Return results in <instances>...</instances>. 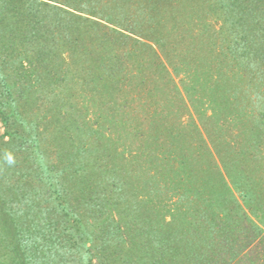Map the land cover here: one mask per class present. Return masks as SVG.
Wrapping results in <instances>:
<instances>
[{
    "label": "trees",
    "instance_id": "obj_1",
    "mask_svg": "<svg viewBox=\"0 0 264 264\" xmlns=\"http://www.w3.org/2000/svg\"><path fill=\"white\" fill-rule=\"evenodd\" d=\"M75 2L0 0V264H264V196H258L264 194V184L262 190L255 178L264 169V158L248 150L237 159L240 182L232 183L233 188L218 171L202 178L207 203L217 214L209 217L213 228L194 225L189 239L177 238L183 234L174 228L177 236L171 240L165 234L172 229L160 230L153 208L143 216L139 205L124 200L131 189L127 171L121 168L125 179L116 173L121 163L113 157L118 153L102 135L109 130L118 134L122 117L132 115L134 125L129 120L124 125L140 138L138 129L146 118L142 114L157 87L149 76L146 80L145 63L137 64L133 73L129 58L143 44L87 19ZM187 2L185 14L206 6L223 17L219 33L233 68L262 88L250 122L254 144H264V0ZM113 16H106V23L123 25ZM63 54L81 71L80 87L72 93L85 87L91 91L94 124L76 123L81 106L72 105V93L66 97L74 70L66 67ZM145 88L143 104L135 92ZM81 95L77 98L83 100ZM151 156L147 163L153 175H144L149 178L146 187L165 173ZM183 159L173 175L185 171L196 181L194 169L187 170L190 164ZM201 159L194 158L196 166ZM233 190L246 206L254 205L255 220L241 218L245 214L232 213V208L227 211L230 205L240 208ZM152 223L160 228L157 235L149 228Z\"/></svg>",
    "mask_w": 264,
    "mask_h": 264
},
{
    "label": "rangeland",
    "instance_id": "obj_2",
    "mask_svg": "<svg viewBox=\"0 0 264 264\" xmlns=\"http://www.w3.org/2000/svg\"><path fill=\"white\" fill-rule=\"evenodd\" d=\"M187 1L151 0L147 3V0L144 2L76 0L75 2L76 6L82 9L77 11H81L82 14L85 12L83 16L87 19L108 28L118 29L139 45L143 44L139 46L140 49L134 51L135 55L129 58L134 68L133 73L137 64L145 63L147 72L144 71L146 73L144 76L146 80L150 78L153 84L156 83L157 89L154 97L148 99L151 106L148 105L147 111L142 114L146 117L143 122L141 121L142 128L138 129L142 136L135 139L131 136L129 125L126 124L128 129L124 125L126 120H129L130 125H134L133 116L130 115L127 118L122 117L118 134L110 130L104 131L102 139L118 153V156L114 154L113 158L120 160L122 165H119L120 169L118 168L116 173L125 179V173H122L121 168L127 171L125 180H129L131 189L124 200L127 199L129 205L134 203L139 205L143 210V216L147 214V209L153 208L157 212V220L162 227L160 229L154 223L150 224L149 228L154 235H157L155 231L158 228L165 231L164 228L169 227L172 231L166 230V234L164 232L163 234L166 237L177 236L173 229L180 228L177 233L183 235L177 237L179 239H189L190 228L194 225L199 230L204 227L213 228L209 217H214L217 212L213 206L209 207L207 203L209 193H204L206 191L201 185L202 178H205L207 173L218 171L225 185L233 188L232 183L240 182L238 174L240 172L235 171V168H237L236 164H239L237 159L242 153L245 156L248 150L256 157L264 158V144L256 145L254 139H251L254 125L250 122L254 119L253 116L262 100L260 95L262 88L248 81L243 69L240 76L239 71L233 68L235 62L229 56L230 52L223 48L224 37L222 32L219 33L220 27L223 26V17L218 13H211V9L206 6L199 9L195 6L193 13L185 14L186 6H189ZM113 14H115L113 18L119 24H123L119 28L109 25L104 20L106 16ZM122 26H129L136 33H128L125 31L128 29ZM63 57L66 58V67L74 70V67L70 66L71 63L67 62V54H63ZM79 70L80 67H77V70L71 72L73 76L71 81L74 85L70 86L67 81L66 97L68 93H72L73 87H80L81 81L78 77L81 71ZM88 88L72 93L69 100L72 101L73 106H81L76 112L78 118L76 123L91 125L94 124L91 116L92 94ZM146 89L138 94L135 92V96L140 94V98L144 100ZM78 94H82L83 100L82 97L77 98ZM64 95L65 93L62 97ZM143 100L141 102L144 104L146 100ZM3 132L4 129L0 124V134ZM86 140H90V137ZM150 153L158 164L157 168L165 172L154 178L155 187V183L146 187L149 178L144 176L153 175L150 163H147L150 160L148 159ZM181 157H184L185 165L187 163L191 165V167L188 165L187 170L194 169L193 172L198 177L196 181L191 180L188 174L187 178L185 171L181 173L180 170L179 175H173L180 166ZM195 157H201L203 160L202 163L200 160L199 166L194 162ZM185 165L182 166L185 168ZM255 178L258 179L263 190L264 169L258 172ZM195 188L198 190L197 194L194 192ZM233 195L239 202L240 208L235 209L230 205L227 211L232 208V213L245 214L244 216L237 214V216L255 220L251 212L254 205L246 206L236 190H233ZM258 196H264L262 191ZM219 210L225 212L222 207ZM219 220L221 223L226 222L223 216ZM207 233L211 234L210 231ZM204 237L207 235L205 234ZM171 240L174 239L171 237Z\"/></svg>",
    "mask_w": 264,
    "mask_h": 264
}]
</instances>
